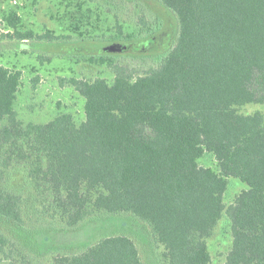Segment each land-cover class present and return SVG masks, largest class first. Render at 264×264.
Returning <instances> with one entry per match:
<instances>
[{
  "label": "trees",
  "instance_id": "1",
  "mask_svg": "<svg viewBox=\"0 0 264 264\" xmlns=\"http://www.w3.org/2000/svg\"><path fill=\"white\" fill-rule=\"evenodd\" d=\"M156 1L177 18L174 43L142 74L118 61L150 55L147 43L164 20L149 7L150 20L142 18L137 36L107 40L115 49L106 46L97 58L114 81L71 80L85 99L80 123L64 112L24 126L15 110L22 73L0 64V162L11 158H3L4 150L31 140L47 161L45 177L62 196L68 228L91 217V208L128 213L150 226L168 264H210L206 239L226 212L233 231L226 264H264V116L238 109L264 103V0ZM206 153L215 156L218 171L200 165ZM230 177L248 188L226 207ZM9 188L0 187V217L24 236L28 229ZM14 238L0 231L1 250ZM54 264L142 260L131 237L115 235Z\"/></svg>",
  "mask_w": 264,
  "mask_h": 264
},
{
  "label": "rangeland",
  "instance_id": "2",
  "mask_svg": "<svg viewBox=\"0 0 264 264\" xmlns=\"http://www.w3.org/2000/svg\"><path fill=\"white\" fill-rule=\"evenodd\" d=\"M17 1L0 0V64L22 73L15 110L24 126L47 123L64 112L71 113L78 123L83 121L85 99L71 80L101 77L113 82L114 72L97 58V52L109 45L114 47V42H107L112 37L118 43L123 35L137 36L145 27L142 18L150 20L147 7L163 17V30L147 43L150 55L128 54L118 59L120 63L142 74L161 63L178 34L176 16L156 0ZM49 32L50 37H44ZM18 33L27 36L23 39ZM238 109L243 114L260 112L264 116V103H250ZM19 142L23 143L3 151V158L11 157L7 162L12 164L7 167L8 163L0 162V187L8 185L15 192L28 230L22 236L19 227L8 226L0 217V231L16 237L4 245V251L0 245V264H54L56 257L81 253L115 235L133 239L142 264H168L165 246L150 226L131 214H110L91 208V217L68 228V212L59 200L62 196L44 175L45 157L31 140ZM199 163L218 171L217 160L211 153H206ZM246 188L241 179L230 177L225 206H230ZM192 241L200 242L196 235ZM206 242L210 264H226L233 245L232 223L226 212Z\"/></svg>",
  "mask_w": 264,
  "mask_h": 264
},
{
  "label": "water",
  "instance_id": "3",
  "mask_svg": "<svg viewBox=\"0 0 264 264\" xmlns=\"http://www.w3.org/2000/svg\"><path fill=\"white\" fill-rule=\"evenodd\" d=\"M110 49L114 50V49H115V47H113V46H112V47H110Z\"/></svg>",
  "mask_w": 264,
  "mask_h": 264
},
{
  "label": "built area",
  "instance_id": "4",
  "mask_svg": "<svg viewBox=\"0 0 264 264\" xmlns=\"http://www.w3.org/2000/svg\"><path fill=\"white\" fill-rule=\"evenodd\" d=\"M12 1H14V2H16V3L18 2L17 0H12Z\"/></svg>",
  "mask_w": 264,
  "mask_h": 264
}]
</instances>
